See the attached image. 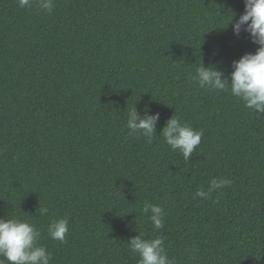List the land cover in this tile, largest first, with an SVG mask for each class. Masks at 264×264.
Returning a JSON list of instances; mask_svg holds the SVG:
<instances>
[{
  "label": "trees",
  "instance_id": "trees-1",
  "mask_svg": "<svg viewBox=\"0 0 264 264\" xmlns=\"http://www.w3.org/2000/svg\"><path fill=\"white\" fill-rule=\"evenodd\" d=\"M244 12V0H54L51 14L0 0V219L39 229L50 264H138L139 233L163 237L175 264H264V114L193 79L202 65L230 77L256 52L230 24ZM134 107L160 114L151 143L129 135ZM173 117L203 132L187 161L160 136ZM213 178L232 184L195 197ZM62 218L65 243L48 235Z\"/></svg>",
  "mask_w": 264,
  "mask_h": 264
},
{
  "label": "clouds",
  "instance_id": "clouds-1",
  "mask_svg": "<svg viewBox=\"0 0 264 264\" xmlns=\"http://www.w3.org/2000/svg\"><path fill=\"white\" fill-rule=\"evenodd\" d=\"M39 9L51 14L54 0H35ZM245 12L231 25L234 35L239 37L247 33L252 43L258 45L254 54L248 53L238 61H233L230 77L216 67L196 69L193 79L202 89L209 91H228L240 99L244 107L255 113L264 114V0H244ZM20 8H30L33 0H18ZM229 26V25H228ZM230 79V83H229ZM149 111L141 117L134 107L128 113L127 128L129 135H140L151 143L156 135L160 114L149 115ZM262 116V115H260ZM160 136L173 151L182 153L185 161L189 159L202 142L203 132L193 129L179 119L171 118ZM232 181L226 178H213L207 191L199 188L195 197L209 199L213 192L231 186ZM194 197V198H195ZM144 213H151L148 219L156 230L164 227V209L151 202H145ZM69 232V220L62 218L48 226V235L61 243L66 242ZM41 231L27 221L20 219H0V264H50L52 254L40 244ZM132 253L139 256L138 264H175L169 259L164 238L145 239L144 233L130 239L127 243ZM196 250L193 249L195 254Z\"/></svg>",
  "mask_w": 264,
  "mask_h": 264
}]
</instances>
